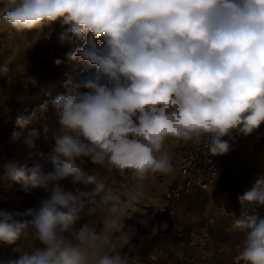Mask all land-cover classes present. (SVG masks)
I'll return each instance as SVG.
<instances>
[{
	"label": "clouds",
	"instance_id": "clouds-1",
	"mask_svg": "<svg viewBox=\"0 0 264 264\" xmlns=\"http://www.w3.org/2000/svg\"><path fill=\"white\" fill-rule=\"evenodd\" d=\"M2 21L31 33L30 47L50 39L78 44L70 60L96 71L69 82L52 105L59 130L50 157L53 170L8 163L4 178L31 192L50 193L36 209L0 211V243L16 245L31 233L42 247H16L18 258L0 264H130L113 242L123 229L128 201L77 160L144 180L173 172L169 138L227 154L233 133L248 136L264 125V0H0ZM56 65L62 61L56 59ZM10 72L0 64V76ZM31 118L19 120L27 127ZM44 128V132H48ZM14 137L17 135L13 134ZM39 133L33 129L31 136ZM228 137L229 139H224ZM92 185L66 190L61 181ZM233 230L244 237L235 264H264V175L238 196ZM87 208L95 224L75 228ZM23 217H31L24 219ZM105 229H111L112 232Z\"/></svg>",
	"mask_w": 264,
	"mask_h": 264
},
{
	"label": "rangeland",
	"instance_id": "rangeland-1",
	"mask_svg": "<svg viewBox=\"0 0 264 264\" xmlns=\"http://www.w3.org/2000/svg\"><path fill=\"white\" fill-rule=\"evenodd\" d=\"M4 10L5 5L0 3V13ZM65 28L66 26L62 27L58 23L54 24L50 39H41L30 47L32 34L15 32L2 21L0 16V64L7 63L10 67L6 77L0 76V211L23 213L30 208L36 209L39 202L50 195L43 189H34L26 193L20 184L7 181L4 178L5 166L10 162L26 164L29 168L39 164L44 172L53 170L50 157L55 142L52 137L58 132L59 124L52 101L58 95L66 93L70 81H78L96 71L94 65L79 58L76 60L67 58L66 53L76 47H82L83 42L72 45L66 42L62 44L58 37ZM56 59H60L62 63L56 65L54 63ZM29 118L32 122L27 127L18 124L19 120ZM45 127L49 129L47 133L44 132ZM33 129L39 133L38 136H31ZM14 133L17 134L15 137ZM177 141L169 138L165 144L171 157ZM229 143L232 149L238 147L232 141ZM77 164L85 172L102 177L106 186L113 189L121 200L130 202L128 212L122 221L123 229L114 232L112 237L116 247L129 256L130 264H135L133 261L135 257L144 260L147 264H194L189 262L183 253H178L172 247V242L176 241L173 236L176 227L184 224L187 228V223H176L175 220L180 203L186 201L189 194L178 203L174 215L176 226L172 229L174 232H171V240L158 237L162 227L163 197L171 180L177 176L176 171L173 170L166 175L150 173L146 179L139 180L130 172H121L108 165L102 167L93 164L88 158H84L83 161L77 160ZM239 168L242 172L249 170L251 165L245 160ZM61 185L66 190L73 191L77 188L81 191H90L93 187L74 185L71 177L62 180ZM237 186L242 190L248 188L243 179L239 180ZM87 212L86 208L75 228L79 229L83 224L88 223L95 224L98 232L102 231L103 223L98 214L89 216ZM23 218L31 219V217ZM206 225L210 231V223L206 219L196 230L192 228L187 230L198 234ZM105 230L112 232L111 229ZM16 247L31 250L42 245L31 233L25 234L16 245L0 243V261L18 258L19 253L13 251ZM235 250L240 249L236 247ZM200 262L223 263L214 261L210 254L208 259L200 260L197 264Z\"/></svg>",
	"mask_w": 264,
	"mask_h": 264
},
{
	"label": "built area",
	"instance_id": "built-area-1",
	"mask_svg": "<svg viewBox=\"0 0 264 264\" xmlns=\"http://www.w3.org/2000/svg\"><path fill=\"white\" fill-rule=\"evenodd\" d=\"M235 139H241L249 145L254 146L255 158L258 161L264 160V125L248 136L233 133ZM224 139H229L224 137ZM230 141V140H229ZM235 155L241 156V150L235 149ZM227 154L212 156L202 144L195 141L183 142L177 141L172 154L173 170L177 176L171 180V184L164 194L161 206L162 227L159 230L161 239L171 240L172 229L175 227L174 215L178 203L185 195L197 192H209L216 181L226 173H233L234 163ZM172 247L178 253H183L189 262L197 264L200 260L209 258V253L204 245L210 238V231L207 228L198 234L191 233L184 224L176 227ZM240 245H237L239 248ZM199 248L198 253L192 252V249ZM135 264H147L144 260L135 257ZM220 264H227L225 262Z\"/></svg>",
	"mask_w": 264,
	"mask_h": 264
},
{
	"label": "crops",
	"instance_id": "crops-1",
	"mask_svg": "<svg viewBox=\"0 0 264 264\" xmlns=\"http://www.w3.org/2000/svg\"><path fill=\"white\" fill-rule=\"evenodd\" d=\"M230 141L238 146L236 149L241 150L240 157L235 155V149L232 148L227 153L230 159L236 160L233 173L222 175L207 193L197 191L189 194L186 201L180 203L175 221L176 223H187L188 229L196 230L197 227L204 224V219H206L210 223L211 236L204 247L210 257L214 261L235 264L234 258L239 252L235 249L237 245H240L244 233L233 230L232 214L236 216L240 214L241 206L238 196L251 188L259 176L264 175V161L254 160L255 147L248 143L245 144L244 140L231 139ZM245 160H248L251 168L240 172L239 167ZM240 179H243L248 185L247 189L242 190L237 186ZM257 211L261 217H264V207L258 208ZM193 250L196 253L199 248Z\"/></svg>",
	"mask_w": 264,
	"mask_h": 264
},
{
	"label": "bare ground",
	"instance_id": "bare-ground-1",
	"mask_svg": "<svg viewBox=\"0 0 264 264\" xmlns=\"http://www.w3.org/2000/svg\"><path fill=\"white\" fill-rule=\"evenodd\" d=\"M237 162H239V160H237Z\"/></svg>",
	"mask_w": 264,
	"mask_h": 264
}]
</instances>
